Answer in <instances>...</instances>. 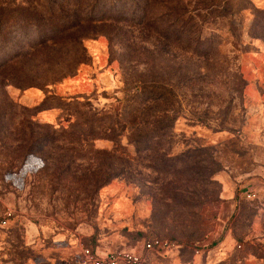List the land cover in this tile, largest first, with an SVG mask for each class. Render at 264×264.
Returning a JSON list of instances; mask_svg holds the SVG:
<instances>
[{
  "label": "rangeland",
  "instance_id": "obj_1",
  "mask_svg": "<svg viewBox=\"0 0 264 264\" xmlns=\"http://www.w3.org/2000/svg\"><path fill=\"white\" fill-rule=\"evenodd\" d=\"M48 1L0 0V264H264V0Z\"/></svg>",
  "mask_w": 264,
  "mask_h": 264
},
{
  "label": "trees",
  "instance_id": "obj_2",
  "mask_svg": "<svg viewBox=\"0 0 264 264\" xmlns=\"http://www.w3.org/2000/svg\"><path fill=\"white\" fill-rule=\"evenodd\" d=\"M107 1L108 0H49L47 4H45V6H43V8L45 9V12L48 13V17L46 18L45 16L44 19L49 20V21H64L66 22V18L64 17V15L66 16V11L70 10L67 8H76L77 12L81 11L84 14V19L86 22H90L93 21L96 18H102L100 21L103 20H107L106 17L111 16V13H107ZM182 4L178 3L177 7H181ZM17 10H12L9 8H4L3 5H0V23H2V21L4 20L5 17L9 16L11 13L16 12ZM115 12H117V9H115ZM50 14V15H49ZM35 15H38L37 13ZM75 16V15H74ZM80 18L77 19L75 22L73 23H81L84 19ZM112 19V18H109ZM70 23V25H74L72 23V21H68ZM2 84H4V82L0 83V86L2 87ZM45 104V101L42 103V105L39 106V108H42ZM4 106H10L9 102L4 103ZM9 109V108H8ZM25 112V116L29 117L30 115H33L32 112L30 111H24ZM34 116V115H33ZM31 116V117H33ZM35 129L38 131L33 130L32 128H30L28 125L26 126V130L28 131L27 135L29 136V140L28 142L25 144V150L26 148L28 150H34V149H38L41 139L44 137H46L47 135L44 134L43 132L46 131L45 128H40V126H38L37 124H35ZM43 130V132H41ZM129 250H133V249H129ZM152 255V254H150ZM148 264V261H147Z\"/></svg>",
  "mask_w": 264,
  "mask_h": 264
},
{
  "label": "built area",
  "instance_id": "obj_3",
  "mask_svg": "<svg viewBox=\"0 0 264 264\" xmlns=\"http://www.w3.org/2000/svg\"><path fill=\"white\" fill-rule=\"evenodd\" d=\"M260 185L264 188V171L260 176ZM242 196L247 201L259 199V193L256 189H245ZM174 247L175 245L169 241L153 239L143 242L142 252L137 250H115L100 253L92 249H84L80 264H147L150 254L163 255Z\"/></svg>",
  "mask_w": 264,
  "mask_h": 264
}]
</instances>
